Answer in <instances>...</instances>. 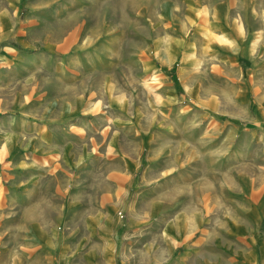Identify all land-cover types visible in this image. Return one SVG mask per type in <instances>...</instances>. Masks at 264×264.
I'll return each instance as SVG.
<instances>
[{
  "label": "rangeland",
  "instance_id": "374dc122",
  "mask_svg": "<svg viewBox=\"0 0 264 264\" xmlns=\"http://www.w3.org/2000/svg\"><path fill=\"white\" fill-rule=\"evenodd\" d=\"M52 1L0 0V119L20 114L22 108L13 102L20 91L18 74L21 68L28 70L29 60L35 61L29 72L39 74V110L46 115H55L70 104L71 93L63 85L64 80H69L68 83L77 82L83 87L82 95L85 103H91L92 111L113 115L120 110L111 106L109 99L119 96L128 112L141 111L138 119L144 116L143 122L152 118L158 128L160 124H171L166 136L168 144L179 145L171 157L183 165V160L189 165L201 159L234 158L237 215L243 211L250 197L258 192L252 189L253 183L264 181V0H219L192 7L185 0H165L157 5L154 0L123 3L113 0L85 10L69 8L67 0ZM150 13H157L164 20L155 22ZM35 17L39 18V43L29 45L24 41L29 37L27 24ZM164 29L172 30V35L164 36ZM89 30L92 36L101 32L90 47L83 41ZM83 60L88 62L85 71L88 74L79 66L76 74L69 75V71L72 73L69 68L77 67L78 61L83 64ZM101 62L107 67L105 97L91 90V85L98 82ZM112 62L117 65L111 69ZM9 67L17 68V76L8 75ZM83 80L84 85H80ZM41 89L49 92L40 96ZM109 125L106 133L102 132L105 138L93 134L92 155H86L90 160H82L73 174L80 175L85 184H95L92 191L98 192L97 185H110L111 170L115 169L113 174L117 176L123 173L127 178L124 202L116 213L122 221L129 216L127 209L141 191L130 186L131 179L142 173L143 160L150 152L140 143L135 131L116 130ZM154 130L158 133L157 128ZM2 138L0 132V146L4 147L0 149V205L10 183L11 169L17 168L11 165L13 146L10 149L8 143L1 145ZM39 156L35 157L39 160ZM120 158L128 164L123 165ZM57 174L58 184L67 172ZM212 211L213 205L207 201L205 217L198 221L205 229ZM35 216L29 215V220ZM170 223L174 227V221ZM3 226L0 219V264H39V228L32 230L27 224L26 232L17 229L10 234ZM231 226L239 225L232 220ZM199 227L193 236L201 233ZM230 234L226 236L221 231L219 240H226ZM170 237L167 233L158 235L156 245L145 250L156 255L155 264L170 263L165 260ZM8 238L16 239V244L6 245ZM175 245V253L180 254L183 247ZM71 248L52 244L51 249L46 248L51 258L45 256L40 264H69L63 259ZM97 249L102 253L98 258L96 255L95 260L80 264H126L119 247L110 251L101 245ZM262 253L264 250L246 253L242 264H264ZM258 256H262V261Z\"/></svg>",
  "mask_w": 264,
  "mask_h": 264
},
{
  "label": "crops",
  "instance_id": "0c3cea01",
  "mask_svg": "<svg viewBox=\"0 0 264 264\" xmlns=\"http://www.w3.org/2000/svg\"><path fill=\"white\" fill-rule=\"evenodd\" d=\"M109 1L113 0H67L66 5L75 10H85L94 5L102 6ZM115 1L123 3L126 0ZM154 1L157 5L165 0ZM217 1L219 0H185L184 3L192 7L196 4H215ZM152 10L156 12L155 9ZM150 15L155 22L164 20L157 13ZM183 23L181 20V24ZM27 27L29 37L24 41L29 45L39 43V18L28 20ZM88 32L83 41L90 47L101 32L94 36L90 30ZM162 33L164 36H171L172 30L164 29ZM179 34L182 35H177ZM83 62L81 64L78 61L77 67H70L72 73L69 71L68 74H76L79 66L85 75L88 74L85 72L88 62ZM35 63L29 60L26 65L28 70L23 71L21 68L22 71L18 74L20 91L13 97V102L22 108L20 114H9L0 119V128H3L0 131L3 137L1 145L8 143V148L13 146L10 153L11 165L17 167L11 169L10 183L4 190L5 199L0 205V219L10 234L17 229L26 232L27 224L32 230L39 228V264L45 256L47 259L51 258L48 250L52 244L72 247L71 252L68 249L63 259L69 264L95 260L96 255L98 258L102 254L101 249H97L101 245H106L110 251L119 247V253L125 246L121 254L123 253L122 259L126 264H155L156 255L146 253L145 250L156 245L158 235L166 233L171 236V241L168 242L169 254L165 257L169 264H242L246 253L257 254V250H264V181L253 183L252 189L258 192L250 197L248 206L237 215L236 183L232 174L234 158L201 159L189 165L183 160V165L174 156L171 157L172 151L179 146L178 143L171 146L168 144L166 136L171 124H160L158 128L152 118H148L147 123L143 122L144 116L138 119L141 111L138 109L128 112L124 103H120L121 100L124 101L119 96L109 99L111 106L120 110L113 112V115L111 112L92 111L91 103H85L86 99L81 92L83 87L76 86L79 84L77 82L68 83L71 82L69 80H64L66 82L63 85L66 84L71 93L68 98L70 104L55 115H46L39 110V74L29 72ZM100 64L103 67L98 69V82L91 85V90L99 92L101 96L108 82L105 78L107 67L102 62ZM116 65V62L109 63L111 69ZM15 69L17 68L9 67L8 75L17 76ZM84 83L83 80L80 85ZM45 92L49 91L41 89L40 96ZM82 107L85 108L80 110ZM110 118L114 121H109ZM109 124L116 130L126 128L135 131L140 143L150 152L148 158L143 160L141 176L131 179L130 186L135 191H141L136 201L127 209L129 216L122 221L116 213L124 202V183L127 178L123 173L117 176L113 174L115 170H111L110 185H97L98 192L92 191L95 184H85L80 175L73 174L81 166L82 160H90L86 155H92L93 137L100 134L104 138L105 134L102 132L106 133ZM161 133L163 136H160ZM145 136L147 138L144 139ZM102 142L103 140L100 143ZM3 148L0 146V149ZM85 150L89 152L85 154ZM82 153L84 155L79 158ZM119 155L122 156L121 153ZM35 156H39V160ZM120 160L123 165L128 164L126 159ZM12 166L9 168H13ZM60 171L67 172V175L61 176L57 184L60 177L57 172ZM207 201L213 205V211L211 221L208 225L205 224V229L198 221L205 217ZM31 214L36 216L29 220ZM232 220L239 226L229 227ZM173 221L174 227H171L170 222ZM197 227L201 233L193 236ZM221 231L226 236L230 234L222 242L219 240ZM4 243L15 245L16 239L8 238ZM175 244L183 247L180 254L175 253ZM208 246L211 247L210 250ZM262 256L257 258L262 261Z\"/></svg>",
  "mask_w": 264,
  "mask_h": 264
},
{
  "label": "bare ground",
  "instance_id": "6f19581e",
  "mask_svg": "<svg viewBox=\"0 0 264 264\" xmlns=\"http://www.w3.org/2000/svg\"><path fill=\"white\" fill-rule=\"evenodd\" d=\"M33 77H34V75H33ZM19 84V83H18ZM16 85V84H15ZM76 86H78V85H76ZM33 88V87H32ZM7 89V88H6ZM6 89H5V91H6ZM9 90V89H8ZM24 93V92H23ZM2 100V99H1ZM93 109V108H92ZM97 112V111H96ZM109 128V127H108ZM105 138V137H104ZM5 141V140H4ZM112 145V144H111ZM97 148V147H96ZM93 151H94V149H93ZM1 154V153H0ZM116 154V153H115ZM117 155V154H116ZM114 165V164H113ZM115 170V169H114ZM99 176V175H98ZM206 181V180H205ZM100 183V182H99ZM208 183H210L209 181H208ZM207 186H208V184H206ZM100 186V185H99ZM205 188V187H204ZM102 189V188H101ZM209 189H211V188H209ZM106 190V189H105ZM116 195V194H115ZM202 197V196H201ZM103 198V197H102ZM45 202V201H44ZM102 205V204H101ZM105 206V205H104ZM244 210V209H243ZM232 212H234V211H232ZM27 213V212H26ZM25 213V214H26ZM25 217V216H24ZM25 219V218H24ZM242 220V219H241ZM249 253V252H248Z\"/></svg>",
  "mask_w": 264,
  "mask_h": 264
}]
</instances>
